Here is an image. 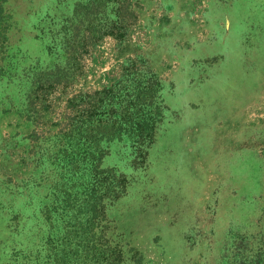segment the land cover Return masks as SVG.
Listing matches in <instances>:
<instances>
[{
  "label": "rangeland",
  "instance_id": "374dc122",
  "mask_svg": "<svg viewBox=\"0 0 264 264\" xmlns=\"http://www.w3.org/2000/svg\"><path fill=\"white\" fill-rule=\"evenodd\" d=\"M231 3L0 0V264L80 183L124 185L114 264H264V23Z\"/></svg>",
  "mask_w": 264,
  "mask_h": 264
},
{
  "label": "trees",
  "instance_id": "16d2710c",
  "mask_svg": "<svg viewBox=\"0 0 264 264\" xmlns=\"http://www.w3.org/2000/svg\"><path fill=\"white\" fill-rule=\"evenodd\" d=\"M236 2L231 3V5L241 6L244 4L252 10H257L259 17L262 19L261 22L264 23V0H236ZM246 22V27L248 28V31L245 32L246 36L253 33V41L256 40V36L258 38L262 37V40L256 42L258 45H255L254 48L252 42V48L253 52L255 49L257 50L256 58L258 60L259 58H264V27L259 30L254 20L250 19L249 22V19H247ZM257 22H259V19ZM252 64H254V61ZM50 70H52V73L53 71H58L54 65ZM46 74L48 75L47 72ZM137 102H133L132 109L140 107H138ZM135 111L133 115L141 117L142 111ZM134 120L137 119L134 118ZM137 122L141 130L154 126L148 120L141 122L140 118ZM131 124L132 126L137 125ZM85 128L88 132L84 134L86 141L97 145L100 141V128H94L89 123H87ZM131 140L134 144L140 145L145 138L136 136V138H131ZM88 157L89 164L92 165V162H99L98 167L103 154L100 151L98 155L91 154ZM77 167L85 166H81L77 162ZM63 176V180L60 181L62 184H64L65 178L69 175L64 174ZM83 180L85 181V178ZM123 190L124 185L118 188L112 184L98 183L92 185L80 183L71 188H65V197L54 202L52 207L48 209L46 217L42 218L44 224L47 225V229L36 228L37 235L35 233L36 224L32 220H28L26 226L28 231L21 234L19 239H17L25 246L22 249L24 254H16L17 262L19 264H114L113 258L116 247L113 243H109V239L104 237L107 226L102 225L101 220H98L96 216H101L104 213L106 208L105 198L110 199L113 194ZM73 214H77V220H75ZM34 234L39 241H35ZM248 262L250 263V261Z\"/></svg>",
  "mask_w": 264,
  "mask_h": 264
}]
</instances>
